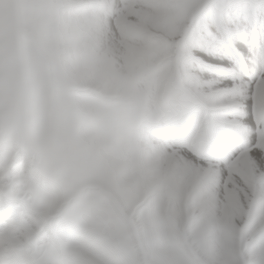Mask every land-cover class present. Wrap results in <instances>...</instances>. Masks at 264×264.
I'll use <instances>...</instances> for the list:
<instances>
[{"label": "snow or ice", "instance_id": "snow-or-ice-1", "mask_svg": "<svg viewBox=\"0 0 264 264\" xmlns=\"http://www.w3.org/2000/svg\"><path fill=\"white\" fill-rule=\"evenodd\" d=\"M0 264H264V0H0Z\"/></svg>", "mask_w": 264, "mask_h": 264}, {"label": "rangeland", "instance_id": "rangeland-1", "mask_svg": "<svg viewBox=\"0 0 264 264\" xmlns=\"http://www.w3.org/2000/svg\"><path fill=\"white\" fill-rule=\"evenodd\" d=\"M15 13V10H13V14Z\"/></svg>", "mask_w": 264, "mask_h": 264}]
</instances>
